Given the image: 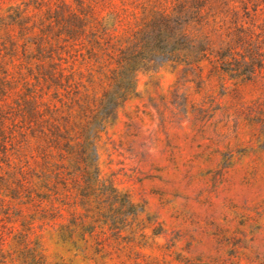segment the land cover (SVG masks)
Wrapping results in <instances>:
<instances>
[{
  "label": "rangeland",
  "instance_id": "obj_1",
  "mask_svg": "<svg viewBox=\"0 0 264 264\" xmlns=\"http://www.w3.org/2000/svg\"><path fill=\"white\" fill-rule=\"evenodd\" d=\"M44 1L0 0V15L12 5L44 11ZM84 1L122 19L123 32L144 12L172 11L182 0ZM204 3L215 44L222 35L235 48L229 63L242 61L243 45L256 46L252 79L209 60L141 72L139 94L99 150L103 177L135 207L92 198L96 214L103 208L95 221L79 185L68 179L50 185L59 196L39 197L37 152L10 145V164L0 145V264H264V0ZM80 69L81 92L101 95L105 73L93 62Z\"/></svg>",
  "mask_w": 264,
  "mask_h": 264
},
{
  "label": "trees",
  "instance_id": "obj_2",
  "mask_svg": "<svg viewBox=\"0 0 264 264\" xmlns=\"http://www.w3.org/2000/svg\"><path fill=\"white\" fill-rule=\"evenodd\" d=\"M75 1H44L45 10L36 6L35 12L12 5L8 15H0V145L10 164V145L37 152L39 197L59 196L60 188L50 185L68 179L79 185L95 221L103 208L96 214L92 198L135 207L127 193L103 177L99 150L119 110L139 94L141 72L181 65L201 69L205 60L215 66L223 61L226 73L246 81L261 64L252 44L243 45L242 61L228 62L235 48L222 35L219 46L215 44L206 29L204 0H182L172 11L164 7L144 12L123 32V20L112 12L104 14L92 3ZM238 39L244 43L241 35ZM85 62L105 73L107 86L101 95L87 86L81 92L80 66ZM82 179L85 186H80ZM112 220L116 223L117 217ZM81 224L87 222L81 219ZM62 226L61 237L67 241L72 236Z\"/></svg>",
  "mask_w": 264,
  "mask_h": 264
}]
</instances>
